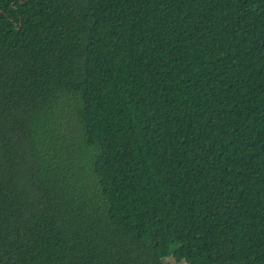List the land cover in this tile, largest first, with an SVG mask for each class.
Returning <instances> with one entry per match:
<instances>
[{"label": "trees", "instance_id": "1", "mask_svg": "<svg viewBox=\"0 0 264 264\" xmlns=\"http://www.w3.org/2000/svg\"><path fill=\"white\" fill-rule=\"evenodd\" d=\"M0 264H264V0H0Z\"/></svg>", "mask_w": 264, "mask_h": 264}]
</instances>
